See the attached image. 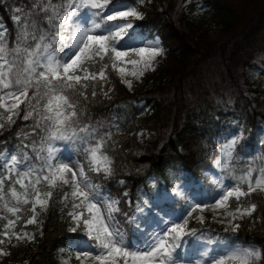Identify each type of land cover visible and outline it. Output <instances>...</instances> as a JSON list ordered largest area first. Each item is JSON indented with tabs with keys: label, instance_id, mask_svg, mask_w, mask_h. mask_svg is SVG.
<instances>
[{
	"label": "snow or ice",
	"instance_id": "6c2138e0",
	"mask_svg": "<svg viewBox=\"0 0 264 264\" xmlns=\"http://www.w3.org/2000/svg\"><path fill=\"white\" fill-rule=\"evenodd\" d=\"M145 3L30 0L12 9L18 14L11 42L6 27L0 28V135L23 112L31 132L17 137H40L39 143L22 142L14 153H0V220L7 221L0 244L34 241L27 225L42 236L39 217L59 189L68 250H76L78 264H264V246L237 243L240 221L252 219L258 208L253 194L264 193V167L256 166L255 157L239 175L233 167L234 158L251 155V135H245L250 130L241 121L215 134L208 146L215 158L200 165L201 175L172 164L171 185L150 174L135 200L126 180L111 179V129L118 132V125L83 122L81 101L95 99L97 86L110 98V71L132 90L166 54L160 37L136 23L144 19ZM259 133L264 145V127ZM17 223L25 227L17 230ZM8 254L0 247V255Z\"/></svg>",
	"mask_w": 264,
	"mask_h": 264
},
{
	"label": "trees",
	"instance_id": "16d2710c",
	"mask_svg": "<svg viewBox=\"0 0 264 264\" xmlns=\"http://www.w3.org/2000/svg\"><path fill=\"white\" fill-rule=\"evenodd\" d=\"M29 3L30 0H0V23L8 24L9 34H11L10 42L14 39L15 33V25L11 22L14 12L12 9L29 5ZM230 4L232 7L229 6ZM230 4L221 3L220 0H208L210 18L195 15L196 20H189L186 17V21H188L186 25L189 30H183L182 27L175 24L171 25L174 27L173 32L178 38V42L175 49L172 50L169 47L167 50L169 62L164 65V68H158L154 79L158 82L157 88L169 83L165 89H161L164 92L162 97L170 91L171 98L168 99L170 105L178 102L179 108L175 107L176 109L172 113H165V109H160L162 114L157 116L158 108L156 106L148 111L138 110L136 107L124 108L125 106L122 107L123 109L112 111L111 101L128 103L133 99H141L145 92L128 93L126 90H122L119 78L111 71L109 72L111 79L109 87L114 86V88L109 96L112 98L102 96L101 88L97 86L95 99L89 95L87 102L81 101V107L86 109L84 123L96 124L98 122L105 128L110 124L118 125V132L116 127L111 129L114 133L113 140L116 141L115 144L110 145V148L115 149L114 155L116 156L115 176L111 179L112 181L118 178L126 180L134 200L136 189L147 187L145 178L150 174L155 173L161 176L171 185L169 170L172 164L180 167L186 166L197 175H201L200 165L211 163L216 155L208 146L212 145L218 131L226 125H231L232 117H238L247 129L264 123V94L259 88L261 85L264 90V85L260 82L262 77L254 82L245 72L248 67H257L261 74L264 73V3L260 4L258 12L256 11L257 17L251 23L240 19L246 14V10H242L240 3L236 6H233V3ZM195 8L196 6L191 4L190 12ZM182 14L185 16V11ZM218 25L223 27L219 30L220 34L218 35L221 40H216L212 44L210 43L211 33L214 31V26ZM165 33L170 38L173 36L172 32ZM200 34L202 39L198 38ZM201 46L213 49L212 54L205 58L215 55L221 58L224 67V77L220 86L221 97L227 98L225 84L232 83L231 86H234L238 92V98L232 104L225 100L217 101L210 98L209 92L205 89L199 101L191 102L196 103L193 105L184 95L182 77L179 83L170 84L171 82H167L174 78L176 70L184 72L186 66L193 61L194 56L203 54ZM200 58H204V55L200 56L198 60ZM163 81L164 83H161ZM120 91L121 93L117 96L116 93ZM182 108L183 112H181ZM163 117H165L163 124L168 125L171 121L169 130L155 132L153 137L145 142L138 141L137 134L142 128L147 127L148 129L153 121H158ZM168 117H172L171 120ZM31 124V120L23 119L22 112L12 128L0 135V144L8 142L16 148L22 142L24 144H28L30 141L39 143L40 137L34 135H29L27 139L23 140L21 137H17V133L21 131L30 133L31 129L28 126ZM247 151L251 153L249 158H234L233 160V167L238 170V175L239 170L246 168L248 159L252 157L256 158V166L261 167L259 166L260 155L264 152V147H258L254 132H252L251 145ZM109 186L112 187V184ZM61 199L62 192H54L49 210L41 213L39 219H43L44 229L42 236L35 225L25 228L26 231L35 232L36 239L40 241L37 247L35 248L37 243L35 241L28 244L11 242L6 246L9 254L0 261V264H24L25 259H28L26 264H62L61 260L65 256H62L60 250L66 249L68 246L66 237L69 233L67 218L61 213L63 207ZM253 200L258 204L257 211L253 214L252 219L245 217L240 221L241 228L238 233L240 239L237 242L243 243L245 246L248 243L264 246V219H262L264 218V193L253 194ZM253 220L256 222L253 223ZM17 225V230H20L22 223ZM192 226L196 227L197 225L193 223ZM207 226L215 232L222 231V226L216 223H210ZM67 256L77 260L73 253Z\"/></svg>",
	"mask_w": 264,
	"mask_h": 264
},
{
	"label": "rangeland",
	"instance_id": "374dc122",
	"mask_svg": "<svg viewBox=\"0 0 264 264\" xmlns=\"http://www.w3.org/2000/svg\"><path fill=\"white\" fill-rule=\"evenodd\" d=\"M223 2L226 3H233V6H236L240 3L242 10H246V14H244L243 16L240 17L241 20L243 21H247V22H252L254 21V18L257 17V12L260 8V4L264 3V0H222ZM151 5H154L155 7H158L160 10L166 9V12H168V10H170L169 12V18L171 20H174L175 22H177L178 18L180 17V12L183 9V2H177L176 0H151L150 2ZM257 11V12H256ZM214 35H216L217 33H213ZM199 39L202 38V35L198 36ZM202 47L203 50V54L209 56L212 54L213 49H209L206 47ZM163 58H161L160 60H162ZM159 60V61H160ZM199 66L198 67H194V68H187V72L183 73V79L181 80L182 83H185V87L184 91H185V96L186 98L191 102H197L200 100L202 94H199V92L201 91V88H199V86H203L204 87V83L207 84V86L210 87V93H209V97L210 98H216L219 99L220 94H221V89L216 88V82H218L220 80V73L223 72L224 67L222 65V60L218 55H215L213 57H210L209 59H205L203 61L199 62ZM180 67V66H179ZM191 67V65H190ZM180 69H182L180 67ZM152 71V70H150ZM149 71H147L145 73V75L148 73ZM144 75V76H145ZM180 78L177 79V81H179ZM121 83V82H120ZM227 86L226 90L231 91L233 89V87H230V82L226 83ZM122 85V90H127V92H132L135 90H148L146 93L142 94V96H147V97H159V101L157 103H155V106L158 108V114L157 116H160V114H162L160 112V109H165V113H172L174 111V109H176L175 107H177V109L179 108L178 106V102L175 103L174 105H170L168 99H170L171 97L166 95L162 97L163 89L161 88H155L154 85L152 84V79L147 78V77H143L141 80L139 81H134V87L132 90H129L127 88V86ZM120 92H118V94H120ZM231 98V97H229ZM189 103V102H188ZM191 104H196V103H191ZM184 109H181V112H183ZM165 117H163L162 119H159L158 121H153L151 126L148 128V133L147 131H143L144 135L141 136L139 134L140 140H147L150 139V136L152 134H155V132H162L164 130H169L170 125H171V121L170 123L167 124H163L162 122L165 120ZM169 120H171L172 117H168ZM116 157V156H115ZM118 160L120 161V157L118 158ZM233 207H235L234 203L232 204ZM205 215L208 217V219H211L212 213L211 212H206ZM5 244V243H4ZM4 244H0V247L4 248ZM5 249V248H4ZM4 255H0V258H2Z\"/></svg>",
	"mask_w": 264,
	"mask_h": 264
}]
</instances>
